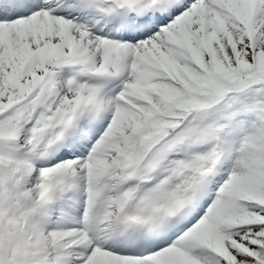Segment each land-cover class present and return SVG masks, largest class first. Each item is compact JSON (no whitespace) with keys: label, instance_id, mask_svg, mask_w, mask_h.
<instances>
[{"label":"snow or ice","instance_id":"1","mask_svg":"<svg viewBox=\"0 0 264 264\" xmlns=\"http://www.w3.org/2000/svg\"><path fill=\"white\" fill-rule=\"evenodd\" d=\"M0 264H264V0H0Z\"/></svg>","mask_w":264,"mask_h":264}]
</instances>
